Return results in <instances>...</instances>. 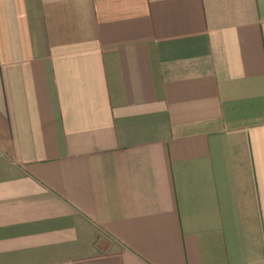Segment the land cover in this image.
<instances>
[{"label":"crops","instance_id":"obj_1","mask_svg":"<svg viewBox=\"0 0 264 264\" xmlns=\"http://www.w3.org/2000/svg\"><path fill=\"white\" fill-rule=\"evenodd\" d=\"M0 264H264V0H0Z\"/></svg>","mask_w":264,"mask_h":264}]
</instances>
